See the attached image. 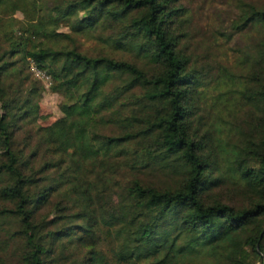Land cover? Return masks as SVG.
<instances>
[{
    "label": "trees",
    "instance_id": "16d2710c",
    "mask_svg": "<svg viewBox=\"0 0 264 264\" xmlns=\"http://www.w3.org/2000/svg\"><path fill=\"white\" fill-rule=\"evenodd\" d=\"M191 23L184 0H0V264H264V0L218 31L248 37L238 74ZM31 65L61 116L20 146Z\"/></svg>",
    "mask_w": 264,
    "mask_h": 264
},
{
    "label": "rangeland",
    "instance_id": "374dc122",
    "mask_svg": "<svg viewBox=\"0 0 264 264\" xmlns=\"http://www.w3.org/2000/svg\"><path fill=\"white\" fill-rule=\"evenodd\" d=\"M236 1L237 0H184V4L189 8L192 17L191 42L193 46L196 47L195 51L200 55L203 63L209 62L210 60L212 61L211 64L215 67L213 72L216 74L223 66H226L235 74L239 73L235 63L238 55L237 51L246 43L248 37L239 38L235 43H226L218 33V31L227 26L230 19L234 16ZM14 17L16 19H22V14L17 12ZM62 30H66V28H62ZM8 34L13 37L18 35L17 31L12 30H9ZM79 42L81 43V50L88 54L92 55L99 49V43L95 39L81 37ZM204 57H206V59ZM22 65V62H17L15 66L18 69H22ZM29 71L32 75L30 76L31 78L26 81V86L29 87L30 83L38 86L41 94L38 98L39 107L36 124H26L17 133V142L20 146H24L29 138H31L32 141H36L37 137L35 131L37 126L48 125L61 116L59 103L62 98L46 88V81L37 77L32 71L31 66L29 67ZM5 227H8V225H3V228ZM6 242L4 236H1L0 257L2 258L8 254L12 256V248L10 246L8 247Z\"/></svg>",
    "mask_w": 264,
    "mask_h": 264
},
{
    "label": "built area",
    "instance_id": "2783aa9c",
    "mask_svg": "<svg viewBox=\"0 0 264 264\" xmlns=\"http://www.w3.org/2000/svg\"><path fill=\"white\" fill-rule=\"evenodd\" d=\"M31 69L32 71L35 73V75L37 77H39L40 79H43L45 82V86L46 88L49 87V84H50V79L48 77V75H46L44 72H42L41 70H39L36 66L34 65H31Z\"/></svg>",
    "mask_w": 264,
    "mask_h": 264
}]
</instances>
